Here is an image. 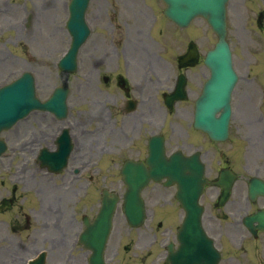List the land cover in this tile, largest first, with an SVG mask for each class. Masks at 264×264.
<instances>
[{
    "label": "flooded vegetation",
    "instance_id": "flooded-vegetation-1",
    "mask_svg": "<svg viewBox=\"0 0 264 264\" xmlns=\"http://www.w3.org/2000/svg\"><path fill=\"white\" fill-rule=\"evenodd\" d=\"M139 2L140 0L135 11H132L128 18L118 54L111 49L115 45L114 41L108 50V56H106V62H104V68H102V74H100V80L94 92V104H100L102 109L98 117L102 118V115L107 113L109 118L119 121L122 128L126 129L121 131L123 140L134 137V124L141 121L144 126L145 153L148 136L163 132L159 122L162 119L165 121L166 116H173L171 145L173 149L183 146L182 148L187 151L198 142L193 128L189 126L192 125L194 97L205 77L204 66L201 62L196 66H180V47L186 41L188 45L191 38L189 33H182L180 27L172 22L174 25L161 22L157 32L160 35V42L174 47L175 54L171 56L149 54L147 48L144 51L145 42L149 41L150 36L147 30H152L153 25L146 15L162 12L164 3L162 0H152V2L142 0L141 7H139ZM242 8L241 0L230 5L232 17L229 21L234 29H237L242 21ZM258 15L261 21L264 17V9L260 10ZM121 31L119 27L118 33ZM165 31L169 32L164 34ZM181 74H185L187 79V96L183 99H175L170 107L165 96L173 92L179 83ZM263 108V104L254 107L243 119L246 127H242V133L247 135L248 139L246 147L241 140L242 136L233 132L230 141L222 142L220 150L214 149L217 143H213V149L216 151L205 152L206 155L220 153V167L217 171L223 167H231L243 178L242 182L233 189L232 198L219 209L223 213L218 215L220 218L225 217L226 213L237 216L238 213H249L264 208V196H257L253 201L250 199L249 179L245 174L264 178V113L260 112ZM251 122L257 124L250 126ZM129 126L132 127L130 134L127 132ZM199 140H202V137ZM116 150L117 157H123L127 152L122 143H119ZM232 159L241 160L239 166L233 163ZM216 188L218 195L220 189ZM257 239L264 240V232H260ZM132 241H135L134 238ZM137 243L144 246V236H141Z\"/></svg>",
    "mask_w": 264,
    "mask_h": 264
},
{
    "label": "water",
    "instance_id": "water-1",
    "mask_svg": "<svg viewBox=\"0 0 264 264\" xmlns=\"http://www.w3.org/2000/svg\"><path fill=\"white\" fill-rule=\"evenodd\" d=\"M168 8L166 13L172 17L175 21L180 23H187L195 15L201 13L208 18L212 24L214 30L218 33L220 39L213 50H210L207 54V63L213 70L212 79L206 85L204 95L202 96L203 104L208 105L212 101L217 102L218 105H222L228 111L230 108V96L234 89L237 75L234 74L232 69V58L230 47L225 39L226 36V11L225 3L227 0H166ZM182 7V8H181ZM203 108L201 109V112ZM201 114V113H200ZM172 172V171H171ZM151 173V172H150ZM156 175V171L152 172ZM190 176L191 180H184V182L195 183L196 188L192 189V204L190 210H188V216L184 223L183 233L193 239H199L200 236H204L201 222H200V208L198 206L197 197L201 191V185L203 182V173H180L178 178ZM129 177V176H128ZM127 181V180H126ZM145 181V180H144ZM131 189V188H130ZM133 189V188H132ZM132 195H131V194ZM185 193V190H183ZM138 195L139 189L129 190L128 197ZM117 196L111 198H104L103 206L101 209V219H104L107 227L110 224L111 216L114 211L115 202ZM185 199V196H184ZM142 205V204H140ZM107 231V230H106ZM109 233V232H108ZM104 235L99 239V244H103L106 241ZM101 249V248H100ZM193 249L184 247V252H192Z\"/></svg>",
    "mask_w": 264,
    "mask_h": 264
},
{
    "label": "rangeland",
    "instance_id": "rangeland-1",
    "mask_svg": "<svg viewBox=\"0 0 264 264\" xmlns=\"http://www.w3.org/2000/svg\"><path fill=\"white\" fill-rule=\"evenodd\" d=\"M138 1L139 0H131V2H132L131 4L125 5V8H127V10H129L130 14L132 13V11H135V8L137 6ZM138 6H140V5H138ZM155 17H157L156 14H155ZM159 21L165 22V20H164V18L162 16H160ZM189 28H190V30L192 32L195 33V36H197L201 32V28L199 26H197L196 23H193ZM239 37H240V34H239ZM253 43H255V34L254 33H253ZM234 45H235V48H236L237 51H244V47L245 46H252V40H251L250 35H248V38L246 37L244 41H242V40L240 41V39L238 41H234ZM249 50H252V47H250ZM101 135H103V134H99L98 135V137L100 138V140H99L100 147L99 148H96V147L92 148L91 153H90V156L96 161L97 164H102L103 160L108 157V154L106 153V150L108 149V143L111 142L110 139H108L107 137L101 136ZM88 137H89V135L85 136V141H86V139ZM83 175H84L85 179H88L87 177L90 174L86 175L84 173ZM115 175L116 174H114V170H112L111 171V175L109 176L108 185L111 188L119 189V188L122 187V183L119 181V179L116 178ZM100 177H101V179H104L102 176H100ZM102 181H99V182H102ZM84 183H85V181L83 182V184ZM85 189L87 190V194H88L91 191L92 187L88 184V185L85 186ZM78 191H79V193H78L77 197H75L76 195L73 196V191L66 189L65 190V199H64L63 203L66 204L65 203L66 199L70 200L72 198V199H75L74 202L76 203L75 205H72V207L74 208L76 205H78V203L80 201V198H82V195H83V191L81 190V188H79ZM74 193H76V192H74ZM83 199H85V198H83ZM83 199H81V200H83ZM77 212L78 213H82V207L80 205L77 207ZM117 220H118V223H119V221H123L122 216L119 215V217H117ZM71 239L72 238H70V240ZM63 241L65 242L64 238H63ZM123 242H125V239H124ZM224 242H225V239L223 237H221V243L223 244ZM62 257H65V258L67 257L69 259V263L70 264L71 263H78L79 260H80L78 254H77V251H73L72 255H68L66 253V249H64Z\"/></svg>",
    "mask_w": 264,
    "mask_h": 264
}]
</instances>
